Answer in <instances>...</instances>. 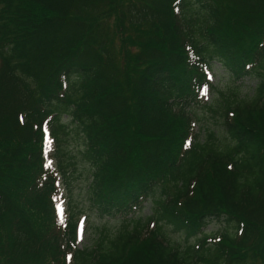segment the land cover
I'll list each match as a JSON object with an SVG mask.
<instances>
[{
	"label": "trees",
	"instance_id": "16d2710c",
	"mask_svg": "<svg viewBox=\"0 0 264 264\" xmlns=\"http://www.w3.org/2000/svg\"><path fill=\"white\" fill-rule=\"evenodd\" d=\"M214 63L235 85L200 141ZM76 167L123 220L82 249ZM147 200L183 241L141 236ZM0 264H264V0H0Z\"/></svg>",
	"mask_w": 264,
	"mask_h": 264
},
{
	"label": "rangeland",
	"instance_id": "374dc122",
	"mask_svg": "<svg viewBox=\"0 0 264 264\" xmlns=\"http://www.w3.org/2000/svg\"><path fill=\"white\" fill-rule=\"evenodd\" d=\"M209 80L212 85L204 91V104L202 106L187 109L194 124L193 131H195V134L200 141H203L210 131H214L218 137L223 135L222 126L220 124V110L218 109V104L221 103L219 100L223 101L220 91L227 93L228 89L235 85V81L232 80L229 73L218 63L212 65V68L209 71ZM253 85L254 81L252 80L244 81L243 86L239 88L238 99L246 101L250 100L253 94ZM209 104L214 105V110L207 108ZM215 110L217 112H214ZM71 174L72 177L75 176V178L70 185H65L64 180L62 182V185L65 188H61V198L63 200L61 199L59 207L61 213L64 215L68 214L70 207L75 213L82 211L77 216L78 230L76 240V246L82 249L84 247L92 246L94 240L99 236L98 227L102 228L106 225L113 233H117L123 220L115 217H101V215L97 214L95 210H89L87 195L85 194L86 180L78 173L77 167L74 168ZM128 220H136L144 223L141 236H145L155 230L158 223L162 227L165 237L170 241H183L184 236L181 231L174 230L170 225L165 223L163 218L160 219L153 213V202L150 200H147L144 203V207L141 211L135 213L134 216ZM216 226V224L211 223L204 229V231H213L216 229ZM94 247L99 249L98 245H93L92 248Z\"/></svg>",
	"mask_w": 264,
	"mask_h": 264
}]
</instances>
